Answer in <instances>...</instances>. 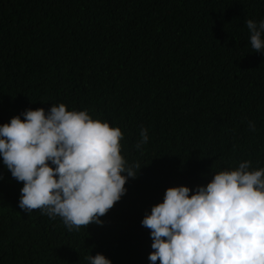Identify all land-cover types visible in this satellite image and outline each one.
<instances>
[{"label":"trees","instance_id":"16d2710c","mask_svg":"<svg viewBox=\"0 0 264 264\" xmlns=\"http://www.w3.org/2000/svg\"><path fill=\"white\" fill-rule=\"evenodd\" d=\"M248 19L264 20V0H0V125L64 103L119 127L122 155L141 165L102 224L76 232L21 209L23 183L0 157V264L98 253L151 264L141 221L167 188L194 192L243 161L264 167V54Z\"/></svg>","mask_w":264,"mask_h":264},{"label":"clouds","instance_id":"9594fccd","mask_svg":"<svg viewBox=\"0 0 264 264\" xmlns=\"http://www.w3.org/2000/svg\"><path fill=\"white\" fill-rule=\"evenodd\" d=\"M246 26L251 48L264 54V20L248 19ZM249 128L256 130L254 122ZM123 139L119 127L87 110L53 104L47 112L28 109L0 125V157L23 183L21 209L59 217L68 231L78 232L102 224L100 217L121 200L128 178L141 168L122 155ZM148 140L142 128L137 149ZM141 224L153 241L151 264H264V167L252 169L243 161L214 172L194 192L169 187ZM85 259L112 264L99 253Z\"/></svg>","mask_w":264,"mask_h":264}]
</instances>
